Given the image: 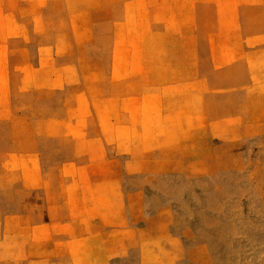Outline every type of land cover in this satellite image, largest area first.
<instances>
[{
	"label": "rangeland",
	"instance_id": "1",
	"mask_svg": "<svg viewBox=\"0 0 264 264\" xmlns=\"http://www.w3.org/2000/svg\"><path fill=\"white\" fill-rule=\"evenodd\" d=\"M257 117L264 0H0V264H264Z\"/></svg>",
	"mask_w": 264,
	"mask_h": 264
},
{
	"label": "crops",
	"instance_id": "2",
	"mask_svg": "<svg viewBox=\"0 0 264 264\" xmlns=\"http://www.w3.org/2000/svg\"><path fill=\"white\" fill-rule=\"evenodd\" d=\"M147 84H152V83H144V86H142L141 85V83H132V87L134 86V85H136V86H138L139 88H143V89H145L146 87H148L149 85H147ZM177 84V88H178V93H177V101H179V104L178 105H181L180 103H181V101H182V103L185 105V103H186V101L188 102V103H192L193 105H194V107H195V103H194V101L192 102V97H193V99H195V97L196 96H199V94H200V89H201V83H176ZM231 85H232V87H231V93H232V95H233V93H234V95L235 96H240L241 97V99H240V104H243V97H246L247 96V93L245 92V91H243V83L240 85V88H239V86L238 87H236L237 89H234V86H233V83H231ZM186 88H187V91H185L186 90ZM147 93V92H146ZM145 93V91H140L139 92V95H144V94H146ZM186 94H187V96H186ZM232 95L230 96L231 98H232ZM182 114H185V112H183ZM184 116V115H183ZM193 116H195V114L193 115ZM238 118L239 119H247V120H249L248 119V117H244V115H243V112H240V113H238ZM259 117H257V119H258ZM179 119H180V117H179ZM264 119V117H262V118H260V119H258V121H256V125L257 126H259V120H263ZM242 128H244V127H242ZM86 178V176L85 177H81V180H80V182L82 181V180H84ZM89 179L90 180H101V179H104L103 177H101V176H95V177H89ZM102 182H104V181H101V182H99V183H102ZM88 202V201H87ZM87 202H85V205L87 204ZM83 201H82V207H83ZM95 207V203H94V205H93V211H94V213L95 214H98V215H102V212H100V210L99 209H96V208H94ZM85 209L84 210H86L87 208H89V207H87V205H86V207H84ZM101 210H103V208L101 209ZM109 212H105V214H108ZM86 214V213H85ZM79 215H83V214H79ZM95 220V219H94ZM151 225L152 224H148L147 226H146V230H148V228L150 229L151 228ZM162 227H161V230H165V231H167V227H168V225H167V223L166 224H163V225H161Z\"/></svg>",
	"mask_w": 264,
	"mask_h": 264
}]
</instances>
